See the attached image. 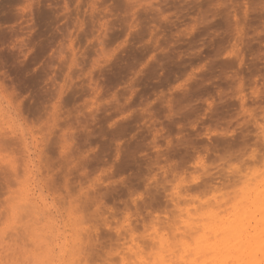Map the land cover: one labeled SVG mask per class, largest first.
<instances>
[{
	"label": "rangeland",
	"instance_id": "1",
	"mask_svg": "<svg viewBox=\"0 0 264 264\" xmlns=\"http://www.w3.org/2000/svg\"><path fill=\"white\" fill-rule=\"evenodd\" d=\"M0 92V264H201L264 196V0H0Z\"/></svg>",
	"mask_w": 264,
	"mask_h": 264
},
{
	"label": "bare ground",
	"instance_id": "2",
	"mask_svg": "<svg viewBox=\"0 0 264 264\" xmlns=\"http://www.w3.org/2000/svg\"><path fill=\"white\" fill-rule=\"evenodd\" d=\"M1 94L0 92V97L3 96ZM5 110L4 108V112ZM23 131L25 132L21 129V132ZM31 138L30 146H34L31 145L34 143V137ZM24 142L27 143L26 140ZM251 203V209L237 211L231 220L213 229V234L220 239L214 244L200 248L197 251L198 258H212L209 260H213L214 264H264V196L255 194L251 197ZM32 205L30 204L31 207ZM205 260L201 264H205Z\"/></svg>",
	"mask_w": 264,
	"mask_h": 264
}]
</instances>
